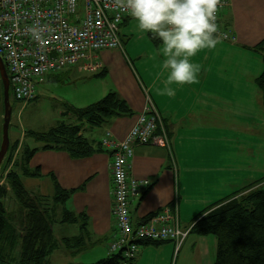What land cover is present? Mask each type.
Here are the masks:
<instances>
[{
    "label": "crops",
    "instance_id": "crops-1",
    "mask_svg": "<svg viewBox=\"0 0 264 264\" xmlns=\"http://www.w3.org/2000/svg\"><path fill=\"white\" fill-rule=\"evenodd\" d=\"M228 1L220 13V27L230 31L234 40L221 41L215 49L203 50L193 57V62L202 66L199 82L174 86V97L157 94L156 89L163 87V77L159 75L163 57L157 55L160 41L151 34L139 32L132 16L123 21L119 30L122 49L95 53V60L101 64L97 72L91 74L81 64L67 69L73 77L85 75V80H90L91 74L97 78L95 91L88 93L92 94V101L116 93L133 113L114 118L104 126L81 123L79 135L93 150L88 156L74 157L65 151L43 150L44 145L32 137L26 143L28 134L22 135L24 129H19L16 140L10 139L13 145L19 142V150L15 147L11 154H6L7 166L6 169L2 166L1 174L11 169L34 196L53 200L56 187L70 192L61 208L63 214L68 212L75 220L68 223V237L63 238L82 237L84 248L77 253L78 264H92L110 255L108 246L117 233L112 213V153L101 146V140L106 131L117 140L124 138L146 108L147 92L163 120L174 160L165 148L134 146L128 176L145 179L149 185L141 188L139 198L130 202L133 227L165 207L175 208V204L181 230L190 231L195 218L211 205L259 181L256 178L261 144L258 137L264 135V106L255 80L262 73L263 63L249 48L264 39V0ZM132 60L143 68L135 69ZM49 76L37 84L49 80ZM35 88L37 93V85ZM74 105L70 106L75 110ZM86 107H76V110ZM62 120L69 125L80 124L73 114ZM246 136L255 140L246 142ZM33 149L37 150L25 160L24 150L27 153ZM188 245L197 252L201 263H209L213 254L215 258L214 238L189 234L181 248ZM89 251L94 255L90 262L82 259ZM173 255L174 247L170 243L138 247L133 264H169Z\"/></svg>",
    "mask_w": 264,
    "mask_h": 264
},
{
    "label": "built area",
    "instance_id": "built-area-1",
    "mask_svg": "<svg viewBox=\"0 0 264 264\" xmlns=\"http://www.w3.org/2000/svg\"><path fill=\"white\" fill-rule=\"evenodd\" d=\"M228 4V0H221L218 5L219 26L220 13ZM128 17L131 15L120 0H0V57L7 71L12 99L22 103L34 100L37 82L71 66L81 64L85 70L97 72L101 64L95 60V53L122 49L119 30ZM33 27L38 29L39 39L30 31ZM219 34L222 41L234 40L231 32L221 27ZM141 87L146 93L142 84ZM146 95V108L124 138L117 140L106 131L101 140V146L112 153V213L117 233L108 250L109 253L124 250L127 259L134 258L138 250L136 241L172 240L176 242L177 252L187 236V232L180 231L175 204L173 210L161 209L137 227L131 223L130 202L139 198L141 188L149 185L145 179L128 176L134 146L171 150L159 111L148 98V92ZM3 173L0 186L5 184Z\"/></svg>",
    "mask_w": 264,
    "mask_h": 264
},
{
    "label": "trees",
    "instance_id": "trees-1",
    "mask_svg": "<svg viewBox=\"0 0 264 264\" xmlns=\"http://www.w3.org/2000/svg\"><path fill=\"white\" fill-rule=\"evenodd\" d=\"M249 50L260 56L263 63L262 73L255 80V84L261 93L264 106V39L250 47ZM50 75L53 76V74ZM0 110L2 113L1 82ZM68 114L75 115L80 124L69 125L61 120L47 131L26 132L27 137H32L36 142L42 143L44 145L43 150L65 151L74 157H85L93 150L89 142L79 135L82 130L81 123L85 122L94 127L104 126L119 116L133 115L132 110L116 93H109L84 109H66L62 113V117L68 116ZM15 146L10 143L7 153L11 154ZM25 150V160H29L37 149L28 150L27 153ZM170 152L172 153L171 150ZM15 165L18 166L17 163ZM2 166L6 169L7 162L5 161ZM2 166L1 169H3ZM34 174L37 176L38 172ZM34 174L28 175L34 176ZM52 180L55 179L52 178ZM69 193L56 187L53 203L63 204ZM9 195L13 197L18 206V213L21 214V219L19 215L17 217L22 241L20 264H42L46 257L60 244L68 247L72 255L84 248L82 237L59 240L55 238L51 218L47 210L42 207V202L47 198L32 195L14 171H10L7 175L6 184L0 186V238L6 230V220L9 216L5 206V201ZM165 208L173 210V205ZM160 211L148 215L136 227L146 223ZM63 215L61 223H70L75 220L68 212ZM178 218L180 228L179 214ZM189 234L196 237L214 238L215 259L212 264H264V176L256 184L234 192L200 213L195 218L190 231L187 232L186 238ZM165 243L173 244L174 251H176V242L172 240L151 241L142 239L136 241L138 247H160ZM133 261V259L124 257V250H120L116 253H110L106 258L92 264H133Z\"/></svg>",
    "mask_w": 264,
    "mask_h": 264
},
{
    "label": "rangeland",
    "instance_id": "rangeland-1",
    "mask_svg": "<svg viewBox=\"0 0 264 264\" xmlns=\"http://www.w3.org/2000/svg\"><path fill=\"white\" fill-rule=\"evenodd\" d=\"M120 34L122 33L120 32ZM121 39H123V37H121ZM124 39L126 43L129 42L125 37ZM123 48H124L123 49L124 52H126L125 49L127 48V46L126 48L123 46ZM132 61L135 69L143 68L140 65H136V63H134L136 61L134 60ZM250 67L251 66H249V68ZM91 74H94V72H92ZM91 74L89 75L90 80H85V75H81L79 77H73L72 74H69L68 70H66V72L62 71L58 74L57 73L53 74V76H49L48 77L49 80L45 81L44 83L36 84L37 98L35 100L31 101L29 104L13 101L11 103L12 114L9 125V137L11 141L16 140L15 135L18 136V133H20L19 129L25 130L22 131V135L25 136L27 130L44 132L53 128L54 126L57 125L56 123L58 121L62 120L63 118L62 113L64 112V110L73 109L71 107L72 105H74L73 103L78 105V106L74 105L76 107H80V106L86 107L89 106L90 103L91 104L96 103L92 101L93 99H90L92 94L91 95L88 94L92 91H95L97 87L96 84L98 83L96 82L97 80H95L97 78H95V76ZM262 109L264 111V108ZM257 113L258 115L262 116L260 111L257 110ZM0 114H1V119H0V142H1L3 111L1 113L0 110ZM160 119L162 120L161 117ZM65 120H68V118H65ZM169 139L170 138L168 137V141ZM244 140L246 142L251 143L255 139L246 136ZM258 140L261 141V144L259 146V152H258V159H257L258 174L256 178L261 180L264 176V135L258 137ZM27 142L29 143L28 137L26 139V143ZM17 144L15 147L18 148L17 149L18 151L20 144L19 142H17ZM171 151H172L171 153L172 155L173 149H171ZM173 159H174V155H173ZM7 170L8 171L5 170L2 175L5 184H6L7 175L9 174L11 169H7ZM8 197L9 198L5 201V206L7 211L9 212V216L8 219L6 220L7 222L6 230L0 238V264H20V258L22 253V241L20 238V230L18 228V220H17L19 211H18V206L16 205L13 197H11L10 195ZM62 205H63L62 203H56V202L53 203V200L49 197H47V199L42 202V207L47 210L51 218L50 221L53 227V234L57 240L63 237H68V233H69L68 223L63 224L60 222V220H62V216L64 217L63 210L61 208ZM65 207L68 209V202L65 204ZM19 218L21 219V214L19 215ZM180 231L183 233L188 232V231H182L181 228ZM180 249L177 252L174 251V255L171 261L169 262V264H212L214 262L215 259L214 254L211 256V260L209 261V263L206 261H203L201 263L200 258L196 254L197 252L193 251V248L191 249L190 245H188L183 249L180 247ZM92 251H89L86 255L82 256V259L83 258L88 259L90 262V260L94 258ZM69 253L70 250H68V247L60 244L54 249V251H52V253L49 256L46 257V259L42 264H78L79 255L78 254L70 255ZM136 253L134 255L133 260L136 257ZM95 262L97 261H94L93 263Z\"/></svg>",
    "mask_w": 264,
    "mask_h": 264
},
{
    "label": "clouds",
    "instance_id": "clouds-1",
    "mask_svg": "<svg viewBox=\"0 0 264 264\" xmlns=\"http://www.w3.org/2000/svg\"><path fill=\"white\" fill-rule=\"evenodd\" d=\"M135 19L143 34H151L160 45L162 56L159 75L163 77L161 96L174 97L176 87L199 82L202 66L192 58L203 50L215 49L222 41L217 23L221 0H120ZM30 31L40 38L39 31Z\"/></svg>",
    "mask_w": 264,
    "mask_h": 264
},
{
    "label": "water",
    "instance_id": "water-1",
    "mask_svg": "<svg viewBox=\"0 0 264 264\" xmlns=\"http://www.w3.org/2000/svg\"><path fill=\"white\" fill-rule=\"evenodd\" d=\"M0 82L2 86V110H3L1 142H0V174H1L2 172L1 166L4 162L5 156L10 146L9 125L12 114L11 103L13 101L10 93L9 78L1 58H0Z\"/></svg>",
    "mask_w": 264,
    "mask_h": 264
},
{
    "label": "bare ground",
    "instance_id": "bare-ground-1",
    "mask_svg": "<svg viewBox=\"0 0 264 264\" xmlns=\"http://www.w3.org/2000/svg\"><path fill=\"white\" fill-rule=\"evenodd\" d=\"M115 50V49H114ZM1 58V57H0ZM6 69V68H5Z\"/></svg>",
    "mask_w": 264,
    "mask_h": 264
}]
</instances>
